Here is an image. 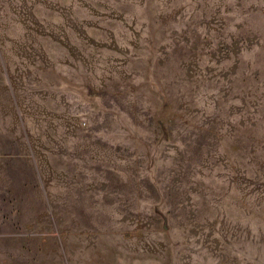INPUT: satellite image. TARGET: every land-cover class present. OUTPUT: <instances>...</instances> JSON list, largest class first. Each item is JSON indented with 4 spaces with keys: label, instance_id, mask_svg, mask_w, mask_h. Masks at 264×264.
Listing matches in <instances>:
<instances>
[{
    "label": "rangeland",
    "instance_id": "1",
    "mask_svg": "<svg viewBox=\"0 0 264 264\" xmlns=\"http://www.w3.org/2000/svg\"><path fill=\"white\" fill-rule=\"evenodd\" d=\"M0 264H264V0H0Z\"/></svg>",
    "mask_w": 264,
    "mask_h": 264
}]
</instances>
